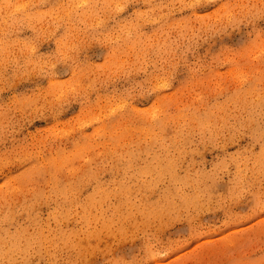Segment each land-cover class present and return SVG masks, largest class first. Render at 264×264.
I'll return each instance as SVG.
<instances>
[{
    "label": "clouds",
    "instance_id": "1",
    "mask_svg": "<svg viewBox=\"0 0 264 264\" xmlns=\"http://www.w3.org/2000/svg\"><path fill=\"white\" fill-rule=\"evenodd\" d=\"M0 264H264V0H0Z\"/></svg>",
    "mask_w": 264,
    "mask_h": 264
},
{
    "label": "rangeland",
    "instance_id": "2",
    "mask_svg": "<svg viewBox=\"0 0 264 264\" xmlns=\"http://www.w3.org/2000/svg\"><path fill=\"white\" fill-rule=\"evenodd\" d=\"M45 51L47 50V48L44 49ZM209 159H211V157H209Z\"/></svg>",
    "mask_w": 264,
    "mask_h": 264
}]
</instances>
